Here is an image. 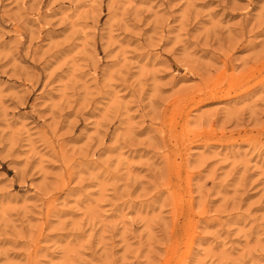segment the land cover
I'll return each instance as SVG.
<instances>
[{"label":"rangeland","instance_id":"1","mask_svg":"<svg viewBox=\"0 0 264 264\" xmlns=\"http://www.w3.org/2000/svg\"><path fill=\"white\" fill-rule=\"evenodd\" d=\"M0 264H264V0H0Z\"/></svg>","mask_w":264,"mask_h":264}]
</instances>
